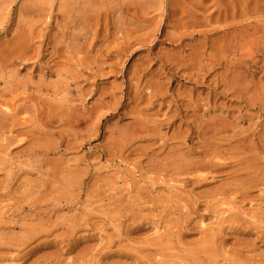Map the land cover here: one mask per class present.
Wrapping results in <instances>:
<instances>
[{
	"label": "rangeland",
	"instance_id": "374dc122",
	"mask_svg": "<svg viewBox=\"0 0 264 264\" xmlns=\"http://www.w3.org/2000/svg\"><path fill=\"white\" fill-rule=\"evenodd\" d=\"M0 264H264V0H0Z\"/></svg>",
	"mask_w": 264,
	"mask_h": 264
}]
</instances>
